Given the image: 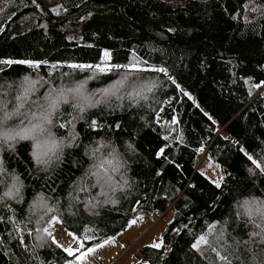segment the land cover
Listing matches in <instances>:
<instances>
[{
	"label": "trees",
	"instance_id": "obj_1",
	"mask_svg": "<svg viewBox=\"0 0 264 264\" xmlns=\"http://www.w3.org/2000/svg\"><path fill=\"white\" fill-rule=\"evenodd\" d=\"M0 11V264L73 259L53 222L85 250L168 212L145 264H264V88L247 87L264 84V0H0ZM23 80L46 83L25 112ZM83 82L77 101L43 100ZM108 88L118 96L82 110ZM201 235L209 244L193 249Z\"/></svg>",
	"mask_w": 264,
	"mask_h": 264
},
{
	"label": "rangeland",
	"instance_id": "obj_2",
	"mask_svg": "<svg viewBox=\"0 0 264 264\" xmlns=\"http://www.w3.org/2000/svg\"><path fill=\"white\" fill-rule=\"evenodd\" d=\"M260 13L259 7L254 9V15H258ZM4 16L3 11H0V19ZM105 53V52H104ZM105 56V55H104ZM108 58V57H107ZM105 58V59H107ZM104 59V60H105ZM106 62V61H105ZM107 66L103 64L99 66L100 69H105ZM133 70H137L136 68L132 67ZM88 81V80H86ZM43 84L46 83L41 80H36L35 82L31 80H23L18 85V90L30 89L26 94L22 95V101L16 103L17 110H24L22 112L27 111V106L25 104L32 103L31 99H27L28 96H32L35 94V90H39L42 88ZM248 90L250 94H254L255 90L258 87L252 85L250 82L247 83ZM264 88V87H263ZM262 87L258 89V91L263 90ZM85 89V83H81L71 89L68 92H63L60 95L55 94V90L51 89L50 87L47 88V93L44 95L46 97L43 98L45 101L55 100V101H62L63 97H65L66 101H71V98H76L75 101L79 100L82 97V90ZM118 88H108L103 89L98 93H93L89 100L85 101V104L88 106L82 108L83 111L89 109H93L95 106L91 105V102L95 100L97 103L104 104L108 100L116 95ZM145 90H148L146 88ZM127 95L128 92L120 91L119 95ZM26 96V97H25ZM73 96V97H72ZM52 97H54L52 99ZM26 98V99H25ZM99 98V99H96ZM50 102V105L52 104ZM48 106V105H47ZM52 109V108H51ZM4 119V118H3ZM3 119H1L2 122ZM1 123V122H0ZM19 130L15 131L13 135L18 132ZM173 131L169 130L166 134V137H171ZM228 138L227 135H225ZM49 149L53 148L51 144ZM57 148V147H56ZM54 148V149H56ZM199 171L215 186L217 183L219 187L223 183V173L220 167L213 161L208 158H203L202 156L199 157ZM245 205L244 207H246ZM245 212V210H244ZM155 213H146L140 214L132 218L127 226V228L110 239L100 244L94 245L90 248L94 249L92 252H87V249H82V242L81 240L69 232L67 229L62 227L59 222H53V230L51 241L55 246L61 249L66 255H69L64 249H71L76 255L73 259L68 261L66 264H145V260L142 256V248L143 247H150L149 245L153 244L154 242L159 243L163 240V235L166 230V225L170 223L173 219L172 212H168L165 216L159 220L158 222H153V217ZM135 220L136 223H131V221ZM55 241V242H54ZM153 248V247H151ZM89 249V248H88ZM83 253H87L86 256L82 257ZM78 257H82L78 259Z\"/></svg>",
	"mask_w": 264,
	"mask_h": 264
},
{
	"label": "snow or ice",
	"instance_id": "obj_3",
	"mask_svg": "<svg viewBox=\"0 0 264 264\" xmlns=\"http://www.w3.org/2000/svg\"><path fill=\"white\" fill-rule=\"evenodd\" d=\"M105 55V58H107L109 56V53L105 52L104 53ZM5 63H8V64H12V63H31L30 61H11V60H8L6 61ZM103 70V69H101ZM159 71H165L164 69H159ZM261 85H256V87H260ZM30 89H25V93H27ZM51 107L55 108L56 107V102L53 101L52 104H51ZM40 126L39 125H34L33 127L31 128H23L21 131H18L16 132L14 135H12L10 138L12 139H15L16 137H19L20 139H27L31 136V134L36 131L37 128H39ZM42 130V129H41ZM161 153H163V149H161ZM249 159H251V157H249ZM257 167H259V165H257ZM217 187H219V184L217 183ZM131 223H136L135 220L131 221ZM39 231V230H38ZM43 232L47 233L49 236H51V232L49 231L48 228H44L43 229ZM254 235H259L258 233H254ZM55 242V241H54ZM107 242V241H106ZM202 244H209V241L206 239V237L204 235H201L198 240L192 245V248L193 249H199L200 248V245ZM21 245H23V239H21ZM163 245V241L161 240L159 243H156L154 242L153 244L149 245L150 247H153V248H161ZM66 252L69 253V255H74L73 251L71 249H64ZM94 251V249L92 248H89L87 249V252H92ZM212 251H216V249L213 247L212 248ZM87 253H83L82 254V257L83 256H86ZM217 256L219 257L220 260H223V261H226L228 258L226 255H220L219 252H217ZM82 257H78V259L82 258Z\"/></svg>",
	"mask_w": 264,
	"mask_h": 264
},
{
	"label": "built area",
	"instance_id": "obj_4",
	"mask_svg": "<svg viewBox=\"0 0 264 264\" xmlns=\"http://www.w3.org/2000/svg\"><path fill=\"white\" fill-rule=\"evenodd\" d=\"M251 83V82H250ZM252 84V83H251ZM259 85H261L260 87H264V84L263 83H261V84H259ZM162 214H157V215H155L154 217H153V222L154 223H156V222H158L159 220H161V218H162Z\"/></svg>",
	"mask_w": 264,
	"mask_h": 264
}]
</instances>
